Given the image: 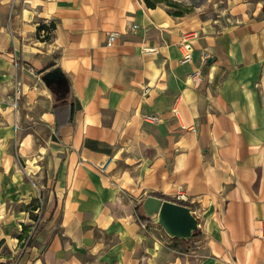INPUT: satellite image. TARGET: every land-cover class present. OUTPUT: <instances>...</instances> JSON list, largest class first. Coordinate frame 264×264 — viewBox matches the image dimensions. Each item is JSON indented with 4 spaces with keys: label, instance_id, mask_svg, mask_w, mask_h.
<instances>
[{
    "label": "crops",
    "instance_id": "obj_1",
    "mask_svg": "<svg viewBox=\"0 0 264 264\" xmlns=\"http://www.w3.org/2000/svg\"><path fill=\"white\" fill-rule=\"evenodd\" d=\"M151 1L0 0V86L39 79L56 150L50 219L23 264H264V0L195 28ZM180 189L198 220L188 242L136 210Z\"/></svg>",
    "mask_w": 264,
    "mask_h": 264
},
{
    "label": "rangeland",
    "instance_id": "obj_2",
    "mask_svg": "<svg viewBox=\"0 0 264 264\" xmlns=\"http://www.w3.org/2000/svg\"><path fill=\"white\" fill-rule=\"evenodd\" d=\"M239 1L159 2L178 21H189L195 28L230 23L232 10ZM30 75L13 79L7 89L0 86V264H23L22 258L28 250L32 252L33 246L37 247L36 237L50 219L47 185L56 150L50 142L52 130L42 118L46 101L40 97L41 83ZM59 228L55 222L51 230ZM28 237L31 239L26 243ZM159 239L164 244H174Z\"/></svg>",
    "mask_w": 264,
    "mask_h": 264
},
{
    "label": "water",
    "instance_id": "obj_3",
    "mask_svg": "<svg viewBox=\"0 0 264 264\" xmlns=\"http://www.w3.org/2000/svg\"><path fill=\"white\" fill-rule=\"evenodd\" d=\"M58 68L44 75V81L60 77ZM144 215L153 219L163 231L172 238L189 241L198 228V220L187 205L176 203L152 194L146 195L142 202Z\"/></svg>",
    "mask_w": 264,
    "mask_h": 264
},
{
    "label": "built area",
    "instance_id": "obj_4",
    "mask_svg": "<svg viewBox=\"0 0 264 264\" xmlns=\"http://www.w3.org/2000/svg\"><path fill=\"white\" fill-rule=\"evenodd\" d=\"M14 1L15 0H9L10 4H13ZM45 25H48V23H46ZM135 27H136V24H132L130 26V28H135ZM43 34H45V31H44V29H41V35H43ZM117 35H118V32H115V31L109 32L107 34L105 44L107 46L112 45V43L116 39ZM195 36H196V33L193 30H188L182 34L181 39L178 42V47H179L180 52H181V56L179 59L180 63H186V62L190 61L191 53H192V39ZM142 50H143V52H146V53L147 52H156L157 48H156V46H150V47H144ZM142 90H143V94H146L149 90L148 85L143 86ZM144 118L146 120H150V121H156L157 120V117L153 114L145 115ZM171 200L176 202V203H180V204H184V205L185 204L187 205V203L192 201V199L188 196L186 191L183 189L176 191V193L172 196Z\"/></svg>",
    "mask_w": 264,
    "mask_h": 264
},
{
    "label": "trees",
    "instance_id": "obj_5",
    "mask_svg": "<svg viewBox=\"0 0 264 264\" xmlns=\"http://www.w3.org/2000/svg\"><path fill=\"white\" fill-rule=\"evenodd\" d=\"M156 1H163V0H156ZM145 2H146V4H147L148 6H154V5H155V2H153V1H151V0H145ZM173 4H174V3H173ZM175 14H176V15H179L180 12H175ZM53 27H54V24H53V23H49L48 25L39 24V25L37 26V29H36V36H37V37H40V36H39V32H40L41 29H44L45 34H43V36H41L40 39H41V40H48V39H50L49 31H50L51 29H53ZM136 210H137L138 218H139L141 221L146 220V219H150L149 217H147L146 215H144V213H143V211H142V206H141V204L136 206ZM23 227L25 228L26 226L24 225ZM197 232H198V229L193 233V235L197 234ZM19 237H21V235H19ZM30 239H31V237H28L26 243H28V242L30 241ZM181 241H183V242H188V241H186V240H181Z\"/></svg>",
    "mask_w": 264,
    "mask_h": 264
},
{
    "label": "bare ground",
    "instance_id": "obj_6",
    "mask_svg": "<svg viewBox=\"0 0 264 264\" xmlns=\"http://www.w3.org/2000/svg\"><path fill=\"white\" fill-rule=\"evenodd\" d=\"M45 117H46V118H49V115H48V114H45Z\"/></svg>",
    "mask_w": 264,
    "mask_h": 264
}]
</instances>
